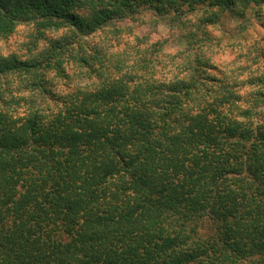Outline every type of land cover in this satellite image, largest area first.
I'll use <instances>...</instances> for the list:
<instances>
[{"label": "trees", "instance_id": "16d2710c", "mask_svg": "<svg viewBox=\"0 0 264 264\" xmlns=\"http://www.w3.org/2000/svg\"><path fill=\"white\" fill-rule=\"evenodd\" d=\"M164 4L235 5L0 0V39L34 23L80 40ZM64 47L51 41L41 61L0 56V264H264V79L254 109L241 110L229 93L203 99L197 54L187 75L158 79L148 49L133 65L80 50L71 59L89 77L97 61L100 81L51 107L34 99L56 95L48 74L67 75ZM11 76L24 89L5 88Z\"/></svg>", "mask_w": 264, "mask_h": 264}, {"label": "rangeland", "instance_id": "374dc122", "mask_svg": "<svg viewBox=\"0 0 264 264\" xmlns=\"http://www.w3.org/2000/svg\"><path fill=\"white\" fill-rule=\"evenodd\" d=\"M234 3L226 10L206 7L192 10L188 5L176 10L166 4L161 10L141 7L134 20L113 21L103 30L80 40L69 29L47 31L34 23H23L12 35L0 39V56L15 55L22 60L41 61L50 54L51 41H59L68 51L73 49L65 55L60 51L65 63L68 62L64 64L67 75L58 77L56 71L48 74L49 87L56 95L47 100L34 99L52 107L53 98L77 88L94 87L100 81L97 61L92 62L97 73L90 77L86 68L73 62V56L80 50L87 55L101 56L124 53L128 55L129 65H133L138 48L148 49L150 52L144 59L152 65L151 74L158 79L177 78L181 74L182 77V72L188 68L187 75L194 67L197 54L205 63L198 80L203 99L212 102L213 98L222 99L223 93H229L236 108L252 110L264 79V1L247 4L246 0H234ZM138 40L144 41L143 45L138 44ZM158 44L162 48L156 52ZM69 53L71 56H67ZM184 55L189 57L185 66L181 62ZM9 80L10 85L5 88L24 89L18 77L11 76ZM212 233L211 226L205 225L200 234Z\"/></svg>", "mask_w": 264, "mask_h": 264}]
</instances>
